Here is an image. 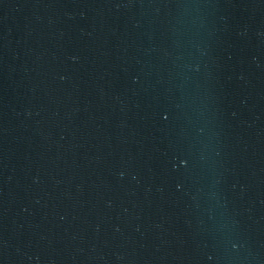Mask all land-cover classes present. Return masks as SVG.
Masks as SVG:
<instances>
[{"label": "water", "instance_id": "95a60500", "mask_svg": "<svg viewBox=\"0 0 264 264\" xmlns=\"http://www.w3.org/2000/svg\"><path fill=\"white\" fill-rule=\"evenodd\" d=\"M0 264H264V0H0Z\"/></svg>", "mask_w": 264, "mask_h": 264}]
</instances>
